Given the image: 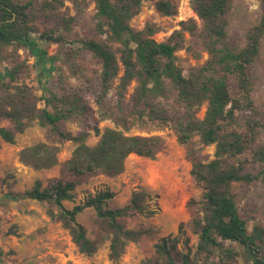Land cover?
I'll list each match as a JSON object with an SVG mask.
<instances>
[{
  "label": "trees",
  "instance_id": "16d2710c",
  "mask_svg": "<svg viewBox=\"0 0 264 264\" xmlns=\"http://www.w3.org/2000/svg\"><path fill=\"white\" fill-rule=\"evenodd\" d=\"M72 1L78 11L87 2ZM144 1L147 0H92L96 28L105 37L70 39L75 18L62 19L61 28L40 27L41 16L58 14L63 0H45L41 9L31 1L0 0V139L14 144L17 135L34 123L50 127L57 142H38L19 152L20 161L36 170L59 164L64 141L77 143L63 163L64 171L74 179L53 177L46 183L38 179L22 193H0V202L32 199L48 203L49 217L69 232L80 253L93 256L109 242L108 255L114 264L120 262L130 243H138L145 237L156 242L153 256L142 264L193 261L231 264L238 256L246 264H264V226H256L250 233L248 221L238 207L239 192L264 180V144L256 143L264 129V102L254 96L257 79L264 74V0H260L259 19L237 44L231 42L237 0H190L201 24L195 18L183 20L181 29L164 41L154 38L159 31L156 24H147L141 30L132 27L131 22ZM152 1L164 16L178 14L176 1ZM186 32L202 39L209 54L206 63L189 76L177 57L184 47ZM51 43L59 45L58 57L48 55L45 46ZM20 47L28 50L37 63H52L50 68L38 72L40 79L51 78L57 69L53 63L63 58L72 75L84 77L87 84L68 90L61 87L58 78L55 85L62 93L55 91V85H43V94L39 95L26 82L31 76V66L27 60H20ZM10 48L13 64L5 66ZM80 50L90 51L100 62L97 79L77 63ZM134 82L136 86L127 100L128 89ZM112 90L115 102L109 98ZM83 92L94 95L100 120H111L114 127L102 131L97 123L91 122V109ZM41 100L44 106L40 105ZM244 111H250L251 115H245ZM76 118L85 125L79 134L61 128L62 123ZM4 120L10 121L11 126L4 125ZM167 125L172 126L179 144L185 147L192 164L191 176L202 189L201 199L196 202L198 210L191 219L193 231L198 235L195 252L190 239L185 237L183 223L178 234L162 237L151 225L129 226L130 218H151L157 213L145 189L133 191L128 203L119 208L109 206L116 193L108 188L89 193L72 208L65 205V201H75L76 188L89 177L124 173L130 155L156 159L165 147L162 136L133 135L127 131ZM92 131L100 136L93 146L86 142ZM210 145L216 148L213 158L204 154ZM88 208L95 212L93 237L78 221ZM181 244L186 251L180 249ZM217 256L219 262L214 260ZM2 257L0 249V264Z\"/></svg>",
  "mask_w": 264,
  "mask_h": 264
},
{
  "label": "rangeland",
  "instance_id": "374dc122",
  "mask_svg": "<svg viewBox=\"0 0 264 264\" xmlns=\"http://www.w3.org/2000/svg\"><path fill=\"white\" fill-rule=\"evenodd\" d=\"M31 1L36 8H40L45 0H21ZM178 3V14L175 16H164L156 8L155 1L147 0L143 2L141 11L133 18L131 25L135 30L143 29L147 24H156L159 31L154 38L158 41L168 39L171 34L181 29L180 23L189 18H195L190 0H173ZM237 8L233 13V24L231 28V42L240 43L244 40L249 27L254 25L259 19L261 8L260 0H237ZM96 9L92 0L84 3L81 11L75 7L72 0H63V4L58 9V14H43L40 18L42 30L52 27L61 28L62 19L75 18L72 23L70 39L80 37H91L100 39L105 37L97 28L95 18ZM184 47L177 52L179 63L184 69L185 75L189 76L194 70L202 67L209 59L202 39L192 37L185 33ZM49 56H59L60 47L51 43L45 46ZM8 51V58L5 66L13 64V57ZM20 60H27L31 66V76L26 82L33 86L39 95L43 94V85H55L58 78L62 81L61 87L68 90L84 87L86 79L80 76H73L68 64L63 58H58L53 64L57 67L52 72L51 78L43 76L41 79L38 72L41 69L51 67L50 62H36V58L24 47L18 49ZM77 63L81 68L94 79L99 77L101 71L100 62L88 50H80ZM264 74L257 79L254 96L264 102ZM263 78V79H262ZM49 82V84H48ZM136 82L128 89L127 100L134 91ZM55 91L59 94L62 90L57 85ZM85 102L91 109V122L97 123L103 131L107 127H114L111 120H100L98 105L95 97L90 92H83ZM110 100L116 101L115 90L109 95ZM45 105L44 100L40 102ZM51 110L54 108L49 107ZM205 107L200 112L203 116ZM242 113V112H240ZM245 115H251L250 111H244ZM3 124L11 126L10 121L4 120ZM61 128L65 132L73 135L79 134L85 129V125L80 118L70 119L62 123ZM133 135H160L165 141V147L158 153L156 159H150L130 155L126 160V169L121 175L110 177L98 173L89 177L85 182L76 188L75 201H65L68 208L80 203L89 193L99 189L108 188L116 193V196L109 201L111 208L125 206L133 191L145 189L150 193V204L157 213L151 218L136 217L128 221L130 227L140 224L153 226L159 237L176 235L179 233V226L183 223L185 237L190 239V246L195 252L198 243V235L194 233L191 226V219L198 210V202L202 196V189L198 187L191 176L192 164L187 156L184 146L179 144L177 136L171 125L163 127L140 128L134 127L127 131ZM57 136L50 127H43L34 123L24 133L18 134L14 144L6 143L0 139V193L7 192L13 194L22 193L32 188L35 181L43 180L45 183L53 177L74 179L69 173L64 171L63 163L70 158L73 150L77 146L74 141H64L61 144L59 153V164L49 169L36 170L25 165L19 159V152L22 148L38 142L55 143ZM100 136L92 131L87 137L89 145H95ZM258 145L264 144V129L257 136ZM215 145L206 147L204 154L210 158L214 157ZM192 201V202H191ZM48 203H42L32 199L11 200L6 199L0 202V249L3 251L1 264H114L109 259V242L103 244L98 252L93 256H87L78 251L72 242L69 232L64 229L60 222L52 220L48 215ZM238 207L243 218L248 222L249 232L252 233L256 226H264V180L258 181L239 192ZM95 212L88 208L78 217V221L83 224L90 236H94L95 225L93 219ZM155 240L149 237L143 238L138 243H130L126 252L118 264H142L146 258L154 254ZM229 246L230 242H226ZM180 249L186 251L183 244ZM219 262L220 257L214 258ZM181 264V263H178ZM191 264H206L203 261H193ZM231 264H246L241 256H238Z\"/></svg>",
  "mask_w": 264,
  "mask_h": 264
},
{
  "label": "crops",
  "instance_id": "0c3cea01",
  "mask_svg": "<svg viewBox=\"0 0 264 264\" xmlns=\"http://www.w3.org/2000/svg\"><path fill=\"white\" fill-rule=\"evenodd\" d=\"M133 155V154H132Z\"/></svg>",
  "mask_w": 264,
  "mask_h": 264
}]
</instances>
